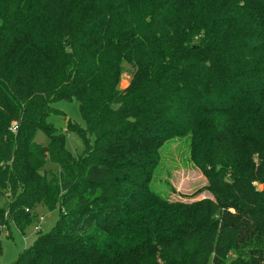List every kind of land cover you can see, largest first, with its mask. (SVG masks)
I'll list each match as a JSON object with an SVG mask.
<instances>
[{
	"label": "trees",
	"instance_id": "16d2710c",
	"mask_svg": "<svg viewBox=\"0 0 264 264\" xmlns=\"http://www.w3.org/2000/svg\"><path fill=\"white\" fill-rule=\"evenodd\" d=\"M61 100L85 129L49 122ZM184 137L215 201L150 187ZM0 197V237L60 210L14 264H264V0H0Z\"/></svg>",
	"mask_w": 264,
	"mask_h": 264
},
{
	"label": "rangeland",
	"instance_id": "374dc122",
	"mask_svg": "<svg viewBox=\"0 0 264 264\" xmlns=\"http://www.w3.org/2000/svg\"><path fill=\"white\" fill-rule=\"evenodd\" d=\"M125 70L120 80V89L128 87L133 74V69L124 65ZM53 107L61 115L51 116L49 122L57 129L65 131L67 125L71 124L85 129L86 125L82 119L79 103L76 100H61L53 104ZM66 148L75 157H80L86 149V143L82 136L71 131L66 136ZM34 140L42 146H49L50 137L42 132L36 131ZM90 144L94 143V137L89 136ZM189 137L174 138L165 143L160 152V163L155 170L150 187L159 197L175 203H193L201 200L215 201V196L209 189V182L200 169L191 161L189 149ZM60 166L48 159L43 173L48 181H53L58 177ZM261 186L258 187L260 189ZM8 203L6 198L0 197V206L5 207ZM34 214L32 225L22 234L13 224L9 229L3 228L1 239L2 253L0 264H14L19 254L34 245L38 238L36 227L40 228V233L52 231L60 219V210L57 207L49 210L44 205L38 206ZM40 218L44 220L40 222Z\"/></svg>",
	"mask_w": 264,
	"mask_h": 264
},
{
	"label": "built area",
	"instance_id": "2783aa9c",
	"mask_svg": "<svg viewBox=\"0 0 264 264\" xmlns=\"http://www.w3.org/2000/svg\"><path fill=\"white\" fill-rule=\"evenodd\" d=\"M12 130L13 131H16V127L13 125L12 127ZM44 219L43 218H40V222L43 221ZM36 231H40V228L39 227H36Z\"/></svg>",
	"mask_w": 264,
	"mask_h": 264
}]
</instances>
